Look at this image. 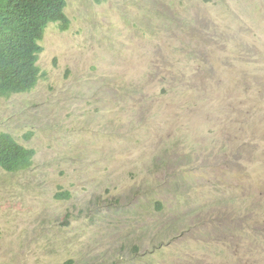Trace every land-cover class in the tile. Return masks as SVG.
I'll return each mask as SVG.
<instances>
[{
	"label": "rangeland",
	"instance_id": "374dc122",
	"mask_svg": "<svg viewBox=\"0 0 264 264\" xmlns=\"http://www.w3.org/2000/svg\"><path fill=\"white\" fill-rule=\"evenodd\" d=\"M66 1L0 99L37 152L0 168V264H264V0Z\"/></svg>",
	"mask_w": 264,
	"mask_h": 264
},
{
	"label": "trees",
	"instance_id": "16d2710c",
	"mask_svg": "<svg viewBox=\"0 0 264 264\" xmlns=\"http://www.w3.org/2000/svg\"><path fill=\"white\" fill-rule=\"evenodd\" d=\"M66 8V0H0V99L35 89L40 75V42L51 23L59 24L63 31L70 29ZM36 154L11 135L0 133V168L4 171L29 169Z\"/></svg>",
	"mask_w": 264,
	"mask_h": 264
},
{
	"label": "clouds",
	"instance_id": "9594fccd",
	"mask_svg": "<svg viewBox=\"0 0 264 264\" xmlns=\"http://www.w3.org/2000/svg\"><path fill=\"white\" fill-rule=\"evenodd\" d=\"M67 2V1H66ZM66 10H67V8H66ZM66 10H65V12H66ZM66 14H67V12H66ZM67 17L69 18V16L67 15ZM69 20H70V18H69ZM70 22H71V24H72V21L70 20ZM53 24H55V25H58V27L60 28V26H59V24H56V23H51V24H49L48 25V27L50 26V25H53ZM48 27H47V29H48ZM71 28V27H70ZM47 29H46V32H47ZM70 30V29H69ZM69 30H67V31H69ZM63 31V30H62ZM46 32H45V35H46ZM63 32H65V31H63ZM45 38V37H44ZM44 40V39H43ZM43 40L40 42V45H41V47H42V52H41V54L39 55V60H40V56L42 55V53H43V51H44V49H43V46H42V42H43ZM39 60H38V62H37V66H39L38 65V63H39ZM40 68V67H39ZM43 78V73H42V71H41V69H40V75H39V81H38V83H37V85H36V87L35 88H37V86H38V84H39V82L41 81V79ZM25 94H27V93H25ZM16 95H20V94H16ZM14 96V95H13ZM3 133H6V132H3ZM6 134H9V133H6ZM9 135H11V134H9ZM12 136V135H11ZM13 138H14V136H12ZM15 139V138H14ZM16 140V139H15ZM16 142L18 143V144H20L17 140H16ZM21 145V144H20ZM21 146H23V145H21ZM23 147H25V146H23ZM25 148H27V147H25ZM28 149H32V148H28ZM35 150V149H34ZM36 151V150H35ZM37 153V152H36ZM37 155V154H36ZM36 157V156H35ZM35 157H34V160H33V165L29 168V169H26V170H20V171H18V172H14V173H10V174H15V173H20V172H25V171H28V170H30L33 166H34V162H35ZM3 170V169H2ZM6 172V171H5ZM7 173H9V172H7ZM59 195H62V197H59ZM55 197L57 198V199H63V198H67V199H69V198H71V194L69 195V196H67V194H66V192H58L56 195H55Z\"/></svg>",
	"mask_w": 264,
	"mask_h": 264
}]
</instances>
